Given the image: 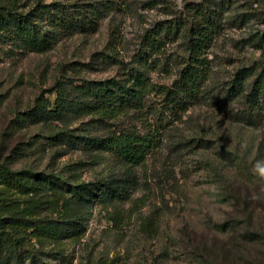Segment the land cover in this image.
Here are the masks:
<instances>
[{
	"label": "rangeland",
	"instance_id": "1",
	"mask_svg": "<svg viewBox=\"0 0 264 264\" xmlns=\"http://www.w3.org/2000/svg\"><path fill=\"white\" fill-rule=\"evenodd\" d=\"M88 1L0 0V16L9 5L27 13L39 3L71 9ZM94 1L104 13L97 28L65 32L48 51L0 33V164L93 189L79 237L55 241L29 230L15 251L14 241L0 240V264H30L32 255L37 264H195L193 250L205 264H264V93L251 95L248 86L226 99L238 71L250 68L251 82L264 70V0H239L226 13L208 50L207 97L181 119L164 122L160 146L130 175L119 158L84 139L135 128L145 133L146 122L136 109L103 120L81 113L78 104L86 97L78 87L128 77L130 70L144 72L151 84H172L187 56L186 41L153 31L187 3L204 0ZM39 98L72 102L65 112L78 108L64 120L33 123ZM111 183L123 186L112 198L105 190ZM41 203L36 219H61L63 212Z\"/></svg>",
	"mask_w": 264,
	"mask_h": 264
},
{
	"label": "trees",
	"instance_id": "2",
	"mask_svg": "<svg viewBox=\"0 0 264 264\" xmlns=\"http://www.w3.org/2000/svg\"><path fill=\"white\" fill-rule=\"evenodd\" d=\"M237 1L239 0L189 2L177 16L155 27L153 32L156 35L163 32L166 35L182 34L186 41L187 56L172 84H151L144 72L130 70L128 77L85 81L79 86L78 89L86 97L78 104L81 113H97L103 120L136 109L147 125L145 133L136 128L120 130L107 136H89L84 139L85 143L106 150L119 158L126 165L128 175L136 165L143 163L146 157L160 146V129L164 122L181 119L192 105L207 97L204 86L210 78L208 50L223 30L226 13ZM255 1L259 4V0ZM97 4L94 0L76 2L70 4L69 9L63 2H53L49 5L39 3L27 13L9 5L0 16V33L7 40H21L25 47L45 52L65 32L94 31L100 17L104 15L101 6ZM155 34L151 39L157 40ZM252 74L250 68L238 71L226 88V99L232 100L245 94L248 86H251V95L263 94L264 70L249 82ZM152 93L154 98L150 100L148 109L143 110L144 106L140 105L144 104V100ZM254 99L255 97L250 101L255 102ZM73 106L72 102L62 98L55 103L39 98L33 115L28 120L33 123L64 120L67 114L76 113L78 107L74 112H65V109ZM0 186L3 188V197L0 199V240L14 241L12 251L23 243L24 234L29 230H33V236L55 241L79 237L82 234V215L90 208L93 191L89 184L83 182L71 185L53 179L51 175L45 176L30 170L18 171L7 164H0ZM122 189L123 186L112 183L105 187L110 198L121 194ZM25 197L29 198L22 201L21 198ZM23 202L27 204L25 208L21 207ZM40 203H49L51 207L63 212L60 214L61 219H36ZM3 228H8L10 232ZM191 253L192 262L205 264L202 259L206 258L199 251L193 250ZM36 258L38 257L32 255L27 259H30V264H37L39 261ZM209 261L207 264L211 262ZM18 263L22 264L21 259Z\"/></svg>",
	"mask_w": 264,
	"mask_h": 264
}]
</instances>
